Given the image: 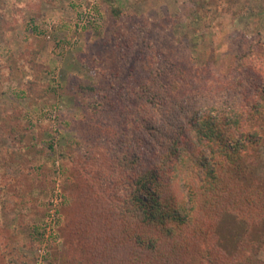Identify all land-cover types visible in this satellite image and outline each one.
I'll return each instance as SVG.
<instances>
[{
  "label": "rangeland",
  "instance_id": "1",
  "mask_svg": "<svg viewBox=\"0 0 264 264\" xmlns=\"http://www.w3.org/2000/svg\"><path fill=\"white\" fill-rule=\"evenodd\" d=\"M111 3L122 10L120 18L114 17ZM117 29L121 34H114ZM28 44L35 46L42 84L50 83L54 93L48 103L36 104L23 84L26 77L0 80V264H103L114 254L108 247L119 246L117 233L104 245L89 220L77 223L76 217L72 222L74 216L66 219L68 211L58 214L57 209L67 205L71 214L79 213V196L86 190L104 200L114 190L126 193L138 169L118 164L122 174L113 172L111 129L121 120L114 112L86 115L94 98L82 93L80 84L98 85L120 76L124 85L114 82L112 92L123 94L134 81L146 80L139 75L146 54L158 49L182 57L188 44L191 55L186 57L197 67H211L220 78L228 77L243 51L247 65L242 68L257 78L264 74V0H0V61L8 69L10 58L20 57ZM92 66L102 69L103 80ZM7 75L0 70V77ZM227 88L221 85L212 98L209 91L196 96L161 124L187 126L196 110L234 98ZM108 105L105 100L104 107ZM13 116L28 124V143L46 146L44 157L30 163L20 157L19 145L7 132ZM80 137L92 146L87 153L79 151ZM254 169L263 183L264 147ZM18 181L24 182L23 190ZM47 210L51 215L45 217ZM31 222L46 228L42 240L24 229L22 223ZM243 230L238 220L227 217L221 228L226 246L236 244ZM118 240L124 243L122 237ZM259 256L264 261V248Z\"/></svg>",
  "mask_w": 264,
  "mask_h": 264
},
{
  "label": "trees",
  "instance_id": "2",
  "mask_svg": "<svg viewBox=\"0 0 264 264\" xmlns=\"http://www.w3.org/2000/svg\"><path fill=\"white\" fill-rule=\"evenodd\" d=\"M110 8L120 18L122 10L112 3ZM113 32L121 34L120 29ZM187 46L189 51L191 46ZM188 51L182 57H169L153 49L139 74L147 76L146 80L134 81L123 94L113 93V83L122 86L123 79L103 80L102 69L95 66L92 73L107 83L79 86L82 93L109 101L104 107L105 100L93 99L86 115L114 112L121 120L111 129L115 149L108 160L113 172L122 174L118 164L125 170L138 169L126 193L114 190L104 200L86 190L79 196L83 204L78 206L79 213L71 214L67 205L57 209L58 214L68 211L66 219L74 216L72 222L76 217L77 223L89 220L92 233L104 245L111 234L122 237V245L115 237L119 246L108 247L114 254H108L103 264H264L259 256L264 248V182L255 178L254 169L264 147V74L255 78L244 71L247 54L242 51L228 77L220 78L211 67H197L186 57ZM36 57L35 46L28 44L20 57L10 58L8 69L0 61L1 72L9 74L0 80L26 77L23 84L31 98L45 104L54 92L50 83L42 84ZM224 84L234 98L196 110L187 126L161 124L168 113L173 115L196 96L209 91V97H215ZM16 118L8 120L7 132L19 145L20 157L28 163L41 159L46 146L28 143L30 128ZM82 139L79 151L87 153L92 146ZM18 183L14 188L23 190L24 182ZM2 190L7 192L8 187ZM67 192L64 198L69 197ZM88 208L91 218H87ZM49 210L45 217L51 215ZM227 217L244 227L230 248L221 235ZM22 224L38 240L47 233L37 222Z\"/></svg>",
  "mask_w": 264,
  "mask_h": 264
}]
</instances>
